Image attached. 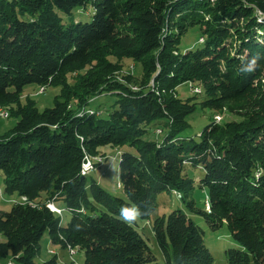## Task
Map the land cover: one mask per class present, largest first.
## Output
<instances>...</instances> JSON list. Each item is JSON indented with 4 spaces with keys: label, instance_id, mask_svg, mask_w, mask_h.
<instances>
[{
    "label": "trees",
    "instance_id": "16d2710c",
    "mask_svg": "<svg viewBox=\"0 0 264 264\" xmlns=\"http://www.w3.org/2000/svg\"><path fill=\"white\" fill-rule=\"evenodd\" d=\"M191 26L202 40L188 44ZM111 52L142 74L120 80ZM257 54L264 0H0V105L17 117L0 135V172L6 194L27 197L0 211V259L76 264L60 263L53 248L39 260L47 234L83 251L82 264H161L137 227L167 192L183 206L152 220L166 264H216L199 220L211 230L225 225L236 241L226 249L229 264H264V57L254 72L239 71ZM74 72L79 81H65ZM195 80L204 108L250 114L190 133L200 105L177 87ZM33 84H61L51 106L21 100ZM99 145L121 149L120 195L83 174L85 155ZM51 201L70 212L66 223ZM125 205L143 215L122 222Z\"/></svg>",
    "mask_w": 264,
    "mask_h": 264
},
{
    "label": "rangeland",
    "instance_id": "374dc122",
    "mask_svg": "<svg viewBox=\"0 0 264 264\" xmlns=\"http://www.w3.org/2000/svg\"><path fill=\"white\" fill-rule=\"evenodd\" d=\"M86 18V17H84ZM197 27V26H196ZM194 26H191L188 28L186 32L185 40L187 39L188 44L195 41V39H198L199 41L202 40V38L199 37V33L195 32L198 28ZM107 58L114 63H119L120 68L115 70V76L117 75L120 80H123L121 77V74H125L129 71L132 73H135V75L139 76L142 74L141 70H138V66L135 64L136 62L130 60L127 57H120L112 52L107 55ZM122 65V67H121ZM264 71V68H263ZM79 75L77 72H74L73 74L67 75L65 81H69L71 83H77L79 81ZM124 81V80H123ZM61 84H58L57 86H47L45 90H38V86L35 84L28 85L26 87L25 92L22 94V101L26 102L28 98H33L36 100L37 105L40 109H43L46 106H51L53 104L54 96L60 91ZM63 85V83H62ZM133 87H136L134 84ZM178 94L179 96L188 103L197 102V105H200L196 111L189 116L188 120L191 123V128L189 129L190 133L195 134L197 131H200L204 128V126L209 121H245V118H247V112L248 115L250 114L249 111L243 109L242 112H231L227 107H222L220 109L212 108L211 106H208L207 108H204L201 106V100L204 102V95L203 92L204 85L199 81H189L186 83H181L178 87ZM105 95V94H103ZM108 96V95H107ZM231 103H242L239 99L235 100ZM0 107L4 111H8V116H5L3 112H0V135L9 131L17 122V117L15 115L10 114V105H0ZM202 107V108H201ZM239 113V114H238ZM219 116V117H218ZM248 121V120H247ZM160 133L159 129H155V134L158 135ZM153 135V134H152ZM161 135V134H160ZM158 135V136H160ZM154 137V136H153ZM94 149V148H93ZM94 155L92 154H86L85 159L86 162L83 164V169L87 167V163L91 162L93 169H91L89 172L93 173L94 176H96L101 184L107 188L110 192H112L115 195H120L122 193V185L119 183V170H118V158L117 156L121 154V149L118 146H112V145H99L96 147ZM199 168H196L194 172V178L195 183L199 184L198 179L200 178V172ZM88 172V173H89ZM260 171L258 172V174ZM84 174V173H83ZM205 195V193L203 192ZM178 197L179 194L177 195ZM174 193L168 194L167 192L160 193L158 195L159 200V207L157 211L153 214L151 220L142 221L139 219V225L138 229L140 231H144V236L147 237L148 242L150 246L152 247L153 251L156 253L159 261L161 264H166L164 256L156 242L154 233L151 229L152 226V220L154 219L155 215L162 214L165 212L166 214L170 213L173 208L177 206H183L182 201L177 197ZM25 200H27V197L24 196ZM22 197H19L18 194L8 195L4 192V176L3 173L0 172V211H8L12 207V205L20 200H24ZM50 203V202H49ZM51 203H54L51 201ZM206 209L209 210V206H207V201H205ZM54 208H59L58 213L63 214L64 210L58 206V203L55 204ZM70 217V212L66 211L63 215L64 223L68 221ZM200 225L204 226L206 228V235H205V241L208 247L210 248L216 264H229L228 258L226 255V249L234 244L236 241L230 236L228 231L226 230L225 225L222 228H218L216 230H211L208 228L206 222L203 220H199ZM1 240H5L6 238L4 236L0 235ZM50 248H53L57 255L58 260L60 263L64 262H74L76 264H82L84 261V254L83 251H81L78 247H74L75 252H71L70 249L62 248L60 245L52 244L49 236L45 234L41 241V255L39 257L43 260L46 258H49L52 256L50 252L48 251ZM10 259H12L13 264H21L18 259L15 258H1L0 264H9ZM9 261V262H8ZM8 262V263H7ZM12 263V262H11Z\"/></svg>",
    "mask_w": 264,
    "mask_h": 264
},
{
    "label": "clouds",
    "instance_id": "9594fccd",
    "mask_svg": "<svg viewBox=\"0 0 264 264\" xmlns=\"http://www.w3.org/2000/svg\"><path fill=\"white\" fill-rule=\"evenodd\" d=\"M264 57V54H257L252 56L246 62L242 63L239 71L241 73H252L256 70L258 61ZM143 215V210L137 206H122L119 210V219L124 223H134L139 217Z\"/></svg>",
    "mask_w": 264,
    "mask_h": 264
},
{
    "label": "built area",
    "instance_id": "2783aa9c",
    "mask_svg": "<svg viewBox=\"0 0 264 264\" xmlns=\"http://www.w3.org/2000/svg\"><path fill=\"white\" fill-rule=\"evenodd\" d=\"M41 90H45V87H43ZM3 114L8 116V114H6V113H3ZM85 162H86V161H85ZM85 162H84V163H85ZM88 165H92L91 162H88L87 165H86L87 167H85V169L82 170L84 174L88 173V172L92 169V166H88ZM24 198H25V197H24ZM24 198H23V199H24ZM24 200H25V199H24ZM48 206H49L52 210H54V211H57V212L59 211V210H58L59 208H58V209H57V208H54L55 203H51V202H50V203H48ZM48 251H49V250H48ZM49 252H50V251H49ZM50 253H51V252H50Z\"/></svg>",
    "mask_w": 264,
    "mask_h": 264
},
{
    "label": "bare ground",
    "instance_id": "6f19581e",
    "mask_svg": "<svg viewBox=\"0 0 264 264\" xmlns=\"http://www.w3.org/2000/svg\"><path fill=\"white\" fill-rule=\"evenodd\" d=\"M45 87V86H44ZM43 88V86H41V88L40 89H42ZM3 109H4V107H3ZM1 107H0V112H3V113H6V114H8V111L7 110H3ZM88 112V111H87ZM5 116H7V115H5ZM9 117V116H8ZM219 117V116H218ZM92 169H93V167H92ZM207 206H209L208 204H207ZM210 207V206H209ZM72 248V247H71ZM9 264H12L11 262H9Z\"/></svg>",
    "mask_w": 264,
    "mask_h": 264
},
{
    "label": "crops",
    "instance_id": "0c3cea01",
    "mask_svg": "<svg viewBox=\"0 0 264 264\" xmlns=\"http://www.w3.org/2000/svg\"><path fill=\"white\" fill-rule=\"evenodd\" d=\"M49 249H50V247H49Z\"/></svg>",
    "mask_w": 264,
    "mask_h": 264
}]
</instances>
